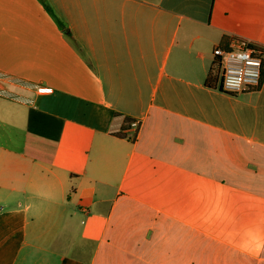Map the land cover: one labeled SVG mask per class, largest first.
<instances>
[{
	"label": "crops",
	"instance_id": "crops-1",
	"mask_svg": "<svg viewBox=\"0 0 264 264\" xmlns=\"http://www.w3.org/2000/svg\"><path fill=\"white\" fill-rule=\"evenodd\" d=\"M238 38L264 0H0V264H264V75L206 85Z\"/></svg>",
	"mask_w": 264,
	"mask_h": 264
},
{
	"label": "built area",
	"instance_id": "built-area-1",
	"mask_svg": "<svg viewBox=\"0 0 264 264\" xmlns=\"http://www.w3.org/2000/svg\"><path fill=\"white\" fill-rule=\"evenodd\" d=\"M262 48L248 39H234L228 49L217 47L214 55L220 60L222 71V91L237 95L260 86L263 77L264 57ZM139 121L131 126L140 128Z\"/></svg>",
	"mask_w": 264,
	"mask_h": 264
},
{
	"label": "trees",
	"instance_id": "trees-1",
	"mask_svg": "<svg viewBox=\"0 0 264 264\" xmlns=\"http://www.w3.org/2000/svg\"><path fill=\"white\" fill-rule=\"evenodd\" d=\"M47 9L52 12L51 8L46 4ZM58 23L61 26V28H63V30L65 31V34L67 36V38L77 47L79 48L78 44L74 41V39L72 38L71 33L68 31V29L64 26V24L58 19ZM262 56L264 57V50H262ZM220 60H217V63L215 64V69H212L211 72L209 73V76L206 80V85L212 88H216L217 86L213 83V81L215 79L218 78L219 74H220ZM263 75H264V67H263ZM222 84V82H221ZM220 89L222 90V85L220 86ZM126 123H128V125L131 126L132 121L130 119L126 120Z\"/></svg>",
	"mask_w": 264,
	"mask_h": 264
}]
</instances>
